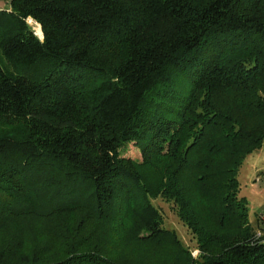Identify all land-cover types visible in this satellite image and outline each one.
<instances>
[{"label":"trees","instance_id":"16d2710c","mask_svg":"<svg viewBox=\"0 0 264 264\" xmlns=\"http://www.w3.org/2000/svg\"><path fill=\"white\" fill-rule=\"evenodd\" d=\"M6 1L0 264H264L239 180L264 148V0Z\"/></svg>","mask_w":264,"mask_h":264},{"label":"rangeland","instance_id":"374dc122","mask_svg":"<svg viewBox=\"0 0 264 264\" xmlns=\"http://www.w3.org/2000/svg\"><path fill=\"white\" fill-rule=\"evenodd\" d=\"M2 7H9V1L0 0V8ZM28 21L30 24H32L35 33L38 34V36L42 38L43 34H42L41 26L37 23V21H35L33 18H28ZM177 92L178 94L181 93V89L174 87V89L172 90L169 89L165 93H163L162 91L160 94L163 93V98L166 99L165 96H168L171 94L177 96ZM166 100L168 101V99ZM163 105H167V104H163ZM123 154L125 156H131L137 159L141 158V152L139 148L136 146V144L133 142L127 145L126 149L123 151ZM239 180L241 183V193L240 194L242 196H246V198L248 199L249 204H250V218H251L253 225L256 226V218H257L256 213H258V215H264V148L263 147L256 149L255 151H253L251 154H249L246 157L239 171ZM154 202L156 203V205L161 207V209L165 213V226L171 230L176 231L183 245H185V247L191 250L193 256L195 257L198 256L200 252H199V249L196 247L197 245L196 238L191 233L188 226L185 225L180 220L173 204L163 200L160 197L157 199H154ZM73 219H75V217ZM34 221H30L32 224L28 226V229L29 227H33L32 232H34L33 230H35L36 232V229L37 227H39V224H40L38 223L39 221L38 222L37 221L34 222ZM69 221L70 220H68V222ZM74 222L75 221H72V223ZM109 231H110L111 236H113L114 238L113 240L116 243V246H115L116 248L110 249L108 244L103 243V245H101L103 246V251L105 250L107 254H110L112 259L114 258L121 259L122 257H124V255L121 254L122 251H124L126 254L129 253L130 251L131 246L125 245L123 242L128 239V236L126 235V233L122 231V229L115 231L114 229L110 228ZM28 233H31V231H28ZM104 233L107 236L109 232L104 230ZM143 250L147 251V248L143 247ZM164 253H165V256L170 257L166 260H169V259L172 260L176 257L175 256L176 252H174V248L171 249V252H169L170 254L167 252H164ZM149 257L152 258L153 255L150 254Z\"/></svg>","mask_w":264,"mask_h":264}]
</instances>
